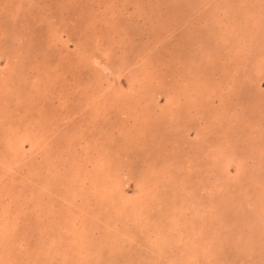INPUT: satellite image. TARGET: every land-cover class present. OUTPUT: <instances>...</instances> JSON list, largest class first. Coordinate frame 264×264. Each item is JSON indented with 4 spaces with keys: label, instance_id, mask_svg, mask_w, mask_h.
<instances>
[{
    "label": "rangeland",
    "instance_id": "374dc122",
    "mask_svg": "<svg viewBox=\"0 0 264 264\" xmlns=\"http://www.w3.org/2000/svg\"><path fill=\"white\" fill-rule=\"evenodd\" d=\"M0 264H264V0H0Z\"/></svg>",
    "mask_w": 264,
    "mask_h": 264
}]
</instances>
